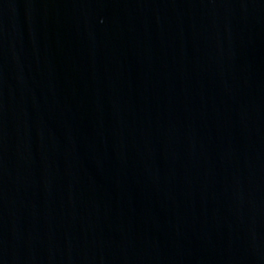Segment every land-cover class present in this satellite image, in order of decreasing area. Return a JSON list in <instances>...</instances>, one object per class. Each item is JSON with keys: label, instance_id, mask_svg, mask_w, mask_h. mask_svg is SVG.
Instances as JSON below:
<instances>
[{"label": "water", "instance_id": "obj_1", "mask_svg": "<svg viewBox=\"0 0 264 264\" xmlns=\"http://www.w3.org/2000/svg\"><path fill=\"white\" fill-rule=\"evenodd\" d=\"M0 264H264V0H0Z\"/></svg>", "mask_w": 264, "mask_h": 264}]
</instances>
